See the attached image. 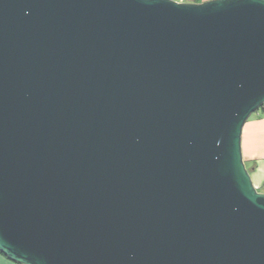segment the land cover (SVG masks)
<instances>
[{
    "label": "water",
    "instance_id": "water-1",
    "mask_svg": "<svg viewBox=\"0 0 264 264\" xmlns=\"http://www.w3.org/2000/svg\"><path fill=\"white\" fill-rule=\"evenodd\" d=\"M263 106L264 0H0V254L264 264Z\"/></svg>",
    "mask_w": 264,
    "mask_h": 264
},
{
    "label": "crops",
    "instance_id": "crops-1",
    "mask_svg": "<svg viewBox=\"0 0 264 264\" xmlns=\"http://www.w3.org/2000/svg\"><path fill=\"white\" fill-rule=\"evenodd\" d=\"M202 3L210 0H188ZM241 156L255 189L264 193V106L245 122L240 138ZM0 264H16L0 254Z\"/></svg>",
    "mask_w": 264,
    "mask_h": 264
},
{
    "label": "built area",
    "instance_id": "built-area-1",
    "mask_svg": "<svg viewBox=\"0 0 264 264\" xmlns=\"http://www.w3.org/2000/svg\"><path fill=\"white\" fill-rule=\"evenodd\" d=\"M173 1H175V2H177V3H185V2H189L188 0H173Z\"/></svg>",
    "mask_w": 264,
    "mask_h": 264
},
{
    "label": "trees",
    "instance_id": "trees-1",
    "mask_svg": "<svg viewBox=\"0 0 264 264\" xmlns=\"http://www.w3.org/2000/svg\"><path fill=\"white\" fill-rule=\"evenodd\" d=\"M262 108V107H261Z\"/></svg>",
    "mask_w": 264,
    "mask_h": 264
}]
</instances>
